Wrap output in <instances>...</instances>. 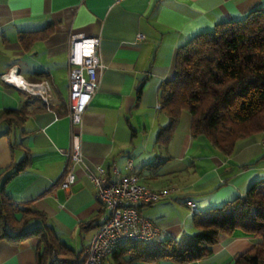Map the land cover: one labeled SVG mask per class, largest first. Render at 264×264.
Returning <instances> with one entry per match:
<instances>
[{
  "label": "crops",
  "instance_id": "1",
  "mask_svg": "<svg viewBox=\"0 0 264 264\" xmlns=\"http://www.w3.org/2000/svg\"><path fill=\"white\" fill-rule=\"evenodd\" d=\"M260 8L264 0H0V220L7 222V233L14 234L35 210L41 220L30 219L27 226L43 221L55 240L52 260L43 264L77 263L103 214L87 172L101 165L113 179L114 166L124 173L128 157L141 183L174 187L168 198L140 208L162 228L158 238L196 233L194 216L264 181V135L239 140L225 155L191 134L188 111L170 126L157 107L161 85L175 76L181 46ZM77 32L100 38L105 68L75 129L83 156L75 166L78 178L63 189L56 182L66 162L59 149L71 139L67 49L69 35ZM19 80L46 82L47 101ZM16 167L21 169L8 174ZM40 236L1 237L0 264H38ZM254 241L237 229L222 234L201 259L145 264H234Z\"/></svg>",
  "mask_w": 264,
  "mask_h": 264
},
{
  "label": "trees",
  "instance_id": "2",
  "mask_svg": "<svg viewBox=\"0 0 264 264\" xmlns=\"http://www.w3.org/2000/svg\"><path fill=\"white\" fill-rule=\"evenodd\" d=\"M25 38L20 35L22 42ZM175 70V76L161 85L159 94L160 108L169 116L170 126L182 110L188 111L191 134L206 138L225 155L233 152L239 140L264 133V8L217 23L191 38L178 49ZM20 169H10L8 174ZM30 211L32 216L15 228L14 234H8L7 222L0 220V238L17 239L41 231L42 251L37 253V262L43 264L51 258L55 240L43 221L27 226L30 219L41 220L39 212ZM194 225L197 232L180 239L124 243L110 260L114 264L192 262L208 256L222 234L239 229L252 234L255 241L234 264H264V181L252 183L243 196L194 216ZM83 256L75 264H81Z\"/></svg>",
  "mask_w": 264,
  "mask_h": 264
},
{
  "label": "built area",
  "instance_id": "3",
  "mask_svg": "<svg viewBox=\"0 0 264 264\" xmlns=\"http://www.w3.org/2000/svg\"><path fill=\"white\" fill-rule=\"evenodd\" d=\"M137 37L142 39L143 35L138 34ZM99 43V37L85 36L80 32L71 33L68 38L67 115L71 139L67 149H59L66 162L56 182L63 189H69L76 182L78 176L75 166L83 161L81 137L75 129L82 124L85 108L96 92L100 75L105 68L98 53ZM19 81L24 87H29V92L47 101L46 82ZM124 168L125 172L121 173L114 166L113 179L108 177L107 170L101 165H97L94 172H87L103 214L87 245L81 264H114L110 257L118 246L131 241H151L161 236L162 228L145 217L140 208L168 198L174 187L154 189L141 183L130 157L126 159ZM185 203L191 212L197 211L194 203Z\"/></svg>",
  "mask_w": 264,
  "mask_h": 264
},
{
  "label": "rangeland",
  "instance_id": "4",
  "mask_svg": "<svg viewBox=\"0 0 264 264\" xmlns=\"http://www.w3.org/2000/svg\"><path fill=\"white\" fill-rule=\"evenodd\" d=\"M259 135V134H258ZM261 135H264V133H261ZM262 139H264V136H262ZM262 142H264V140H262ZM190 210V209H189ZM191 211V210H190ZM180 239V238H178Z\"/></svg>",
  "mask_w": 264,
  "mask_h": 264
}]
</instances>
